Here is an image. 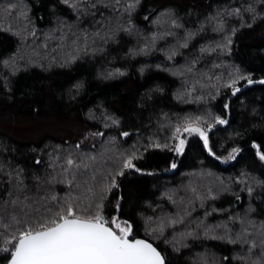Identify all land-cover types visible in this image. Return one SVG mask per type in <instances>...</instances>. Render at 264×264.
<instances>
[{"label": "snow or ice", "instance_id": "1", "mask_svg": "<svg viewBox=\"0 0 264 264\" xmlns=\"http://www.w3.org/2000/svg\"><path fill=\"white\" fill-rule=\"evenodd\" d=\"M47 3L52 12L46 19L34 14L35 0H0V13L9 22L7 27L0 23V32L16 39L15 51L0 53V65L6 70L0 80L9 93L11 77L21 72L71 68L86 57L106 59L114 45L135 38L124 57L153 52L164 56V62L141 64L140 76L152 67L167 72L180 79L172 92L177 102L194 100L202 106L194 112L156 111L155 98L166 93L157 84L133 100L138 107L132 110L141 114L152 106L147 125L141 121L124 130L128 117L101 102L85 114L99 127L83 131L67 147L34 148L33 160L19 162L0 156V264H181L179 257L185 253L189 259L184 264H264V140L249 136V146L243 141L249 129L242 126L222 142L212 138L232 127L235 103L247 108V94L254 86L264 91V75L256 76L243 60L233 59L237 34L264 21V0L225 4L207 14L196 13L194 19H189L191 8L181 13L173 0H159L146 9L144 0ZM43 7L41 2L39 8ZM142 9L144 28L136 19ZM209 30L215 38L208 37ZM198 38L205 42L197 46ZM169 39L175 42L159 46ZM127 74V68L110 65L97 78L109 81ZM72 79L67 81L68 96L75 101L86 84L84 80L72 84ZM252 112L259 115L255 107ZM258 128H264V118L250 125L251 130ZM95 138L102 145L100 151L88 143ZM193 141L199 156L209 164L216 162L213 167L200 159L199 167L183 174L187 182L154 184L165 203L146 200L153 214L139 203L133 208L125 183L156 180L191 167L185 160ZM245 152L260 165L259 175L254 174L255 167L250 171L247 166L228 177L213 170L220 165L235 167L230 162L246 159ZM153 157H158L155 165L142 163ZM222 197L231 198L227 207L217 206ZM166 205L174 211L165 210ZM210 241L219 242L229 255L218 256L207 247Z\"/></svg>", "mask_w": 264, "mask_h": 264}, {"label": "trees", "instance_id": "2", "mask_svg": "<svg viewBox=\"0 0 264 264\" xmlns=\"http://www.w3.org/2000/svg\"><path fill=\"white\" fill-rule=\"evenodd\" d=\"M15 2V0H14ZM43 2L44 7L39 8V4ZM145 9L151 5L153 7L159 3V0H144ZM240 0H173V6L178 7L181 13L184 12L185 7L193 10V16L189 19H194L196 13L207 14L213 11L218 6L225 4L231 5L232 3H239ZM63 7V6H61ZM39 8V10H37ZM35 15L41 14L46 16V19L51 15V4L47 3V0H35L33 7ZM60 14V13H57ZM144 15V9H142L139 15L136 17L138 24L141 28L146 27L142 18ZM0 23H3L5 27L8 25V21L0 13ZM13 25L15 21H12ZM46 24H41V27H46ZM150 30V29H149ZM209 38H215L216 34L210 30L208 32ZM237 45L234 51L237 53L233 56L237 62L244 61V66L253 71L256 76L264 75V52L260 50L264 48V21H258L252 28H245L241 30L236 37ZM173 39L168 41H161L160 47H164L168 43H174ZM205 41L199 38L195 43L197 46ZM135 43V38H128L127 42L122 43L119 46H113L110 49V54L106 59H97L86 57L84 60L78 61L76 65L71 68H54L50 72H44L39 68L30 69L27 72H21L15 77H11L10 87L12 91L9 93L2 85L0 80V156L10 157L17 162L21 160H33L37 153H33L32 149H46L51 150V147L57 144L74 143L80 139L83 131L89 128L95 130L99 125L92 120H89L85 115L90 108L99 105L101 102L114 111L117 114H125V129L128 130L133 125L139 126L141 121L145 125L148 124V118L153 115L152 106L148 111L141 113L135 112L132 109L138 107L133 105V100L139 99V97L148 88H153L157 84L166 88V93L159 95L155 110L164 109L168 112H194L202 105L196 103L194 100L184 104L177 102L172 97V92L176 90L180 85V79L171 76L167 72H163L152 67L147 71L143 77L140 76L137 69L141 64L147 63L155 65L156 63L164 62V56L160 52H153L149 56H137V57H124V52L128 47ZM16 50V39L7 32H0V53L8 55L10 52ZM178 62L183 61V57L178 56ZM112 67H124L128 69V74L123 77H118L115 80L104 81L97 78V73L102 70ZM203 67V65H201ZM0 73L6 74V70L0 65ZM74 77L71 83L74 84L77 80H84L86 84L85 92L77 97L75 101L70 100L68 96V90L71 88V84L68 83L69 77ZM51 84L49 88L47 85ZM249 107L241 108L239 103H235L233 106L232 114V127L227 131H217L213 135V140L222 142L227 138L229 132L235 130L249 129L248 135L244 136L243 141H247L250 146L251 141L249 136L257 139V142L264 140V128H258L255 130L250 129V125L257 123L261 118H264V104L261 100L264 99V91L260 86H254L253 90L248 94ZM219 104L218 101H214L213 105ZM252 107L257 109L256 113L252 112ZM39 109L37 112L36 110ZM219 111V108L216 109ZM38 121V132L30 133L20 130L25 124H31ZM68 121H72L71 125ZM154 123V116H153ZM227 127V126H222ZM115 135V130L111 133ZM106 139V137H105ZM135 137L128 140L131 143ZM99 138L90 139L89 144H96L97 151L101 150V143L97 141ZM196 141H193V147L188 153V159L185 160L186 165L191 167H181L178 172L168 173L161 175L158 179H135L131 183H125V194L131 202L133 208L137 203L144 206V210L147 214L151 215L152 210L147 208L145 204L146 200H151L153 204L165 203L160 200L159 191L153 188V185L162 186L168 184L169 186L180 184L181 182H187L184 177V173L191 171V168L199 167L200 159H206V167H213L216 162L212 164L207 163L206 157L198 155L199 148L195 146ZM127 146V145H125ZM7 149L4 152L3 149ZM246 159H242L239 163L230 162L235 164V167L229 165H220L214 167V171L223 174V176H233L239 173V171L245 166L254 174L259 175V164H253L254 156L248 152L244 153ZM158 157L147 158L142 163L147 166L149 163L155 165ZM154 193V194H153ZM230 197H222L217 202V206L227 207V200ZM243 203L247 204V196L244 194ZM126 206V210H127ZM165 210H173L171 205H166ZM219 219L220 217H216ZM143 222L141 221V224ZM207 247L215 251L217 255H229V250L224 249L219 242L210 241L207 243ZM230 247V246H229ZM203 251V249H198ZM189 254L185 253L179 257L181 264L187 262Z\"/></svg>", "mask_w": 264, "mask_h": 264}, {"label": "rangeland", "instance_id": "3", "mask_svg": "<svg viewBox=\"0 0 264 264\" xmlns=\"http://www.w3.org/2000/svg\"><path fill=\"white\" fill-rule=\"evenodd\" d=\"M71 122L72 121H68V124L71 125ZM38 125H39L38 121L32 122L31 124H25L24 126H22L20 130H24L25 132H30V133H36L38 132L37 131L38 130L37 128H39Z\"/></svg>", "mask_w": 264, "mask_h": 264}]
</instances>
